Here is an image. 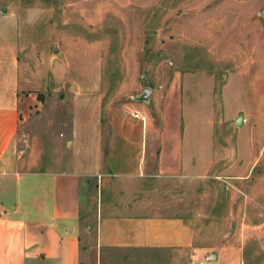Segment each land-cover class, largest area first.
<instances>
[{
	"label": "rangeland",
	"instance_id": "374dc122",
	"mask_svg": "<svg viewBox=\"0 0 264 264\" xmlns=\"http://www.w3.org/2000/svg\"><path fill=\"white\" fill-rule=\"evenodd\" d=\"M263 9L264 0H0V64L7 76L13 58L21 78L13 160L64 171L82 134L96 131L107 150L140 143L131 131L146 124L180 128L197 166L160 178L162 203L181 208L209 261L264 264ZM145 89L156 95L144 100ZM95 204L82 216V264H192L182 249L100 251Z\"/></svg>",
	"mask_w": 264,
	"mask_h": 264
},
{
	"label": "crops",
	"instance_id": "0c3cea01",
	"mask_svg": "<svg viewBox=\"0 0 264 264\" xmlns=\"http://www.w3.org/2000/svg\"><path fill=\"white\" fill-rule=\"evenodd\" d=\"M10 61L14 65L7 76L0 64V264H82V216L94 200L90 230L100 251L182 249L198 264H238L220 262L221 254L209 261L214 255L198 251L196 229L171 204L173 197L162 203L154 187L160 178L197 166L196 154L187 149L189 136L180 128L160 130L156 124L149 129L146 124L131 131L140 143H113L107 150L96 131L92 141L82 134L72 140L76 158L64 171L47 170L34 158L13 160L22 99L18 65ZM205 131L211 152L207 166L213 133L211 126Z\"/></svg>",
	"mask_w": 264,
	"mask_h": 264
},
{
	"label": "water",
	"instance_id": "95a60500",
	"mask_svg": "<svg viewBox=\"0 0 264 264\" xmlns=\"http://www.w3.org/2000/svg\"><path fill=\"white\" fill-rule=\"evenodd\" d=\"M262 14L264 15V9H263V13ZM153 93H154L153 89H145L144 90V95H143L142 98L144 100L148 101L151 98V96L153 95ZM236 123H237L238 126L241 125L243 123V119L239 118Z\"/></svg>",
	"mask_w": 264,
	"mask_h": 264
},
{
	"label": "clouds",
	"instance_id": "9594fccd",
	"mask_svg": "<svg viewBox=\"0 0 264 264\" xmlns=\"http://www.w3.org/2000/svg\"><path fill=\"white\" fill-rule=\"evenodd\" d=\"M35 15H36L35 10L30 9L29 10V15L27 17V20H28L29 23L33 22V20L35 19Z\"/></svg>",
	"mask_w": 264,
	"mask_h": 264
},
{
	"label": "built area",
	"instance_id": "2783aa9c",
	"mask_svg": "<svg viewBox=\"0 0 264 264\" xmlns=\"http://www.w3.org/2000/svg\"><path fill=\"white\" fill-rule=\"evenodd\" d=\"M192 264H198V263H196V262H192ZM200 264H203V263H200Z\"/></svg>",
	"mask_w": 264,
	"mask_h": 264
}]
</instances>
